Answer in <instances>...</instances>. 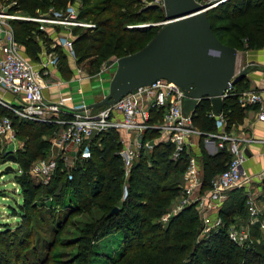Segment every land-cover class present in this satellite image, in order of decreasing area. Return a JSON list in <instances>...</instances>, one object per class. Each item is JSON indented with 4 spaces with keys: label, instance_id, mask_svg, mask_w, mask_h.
<instances>
[{
    "label": "trees",
    "instance_id": "obj_1",
    "mask_svg": "<svg viewBox=\"0 0 264 264\" xmlns=\"http://www.w3.org/2000/svg\"><path fill=\"white\" fill-rule=\"evenodd\" d=\"M8 1H16L12 10L19 9L29 15H39L51 8L64 9L70 3L77 4L79 16L95 24L93 27L74 28L77 62L97 54L104 60L113 53L119 56L133 53L145 46L160 29L127 26L145 19L159 7L157 4L139 6L141 0ZM208 16L214 32L224 43L237 49L245 45L249 48L264 46V0H223L208 10ZM12 24L16 38L24 44L28 56L38 59L41 51L38 37L44 39L45 35L39 32L37 22L13 20ZM57 49L50 47L52 51ZM236 83L224 98L222 114L227 122L226 128L244 114V107L239 101L240 92L234 88ZM211 110V100L206 97L200 100L192 113L194 124L202 132L216 129L218 120L209 115ZM161 117V109H152L151 122L159 121ZM13 119L16 134L23 142L22 148L15 152L14 160L21 169V173L16 175L17 178L19 176L17 183L22 202L15 214L20 216L18 222L14 226L5 224L0 229V264H36L37 260H31L30 255L38 258L40 252L32 245V211L38 206L37 191L44 188L48 197L58 201L61 191L67 187L72 189L73 196L69 198L68 205H64L68 207L65 219L52 223V241L58 239L63 224L70 223L71 216L87 213L84 222L72 223L76 234H79L73 241L78 244V250L72 262L83 264L80 259H84L87 264H94L93 259L102 250H98L93 241L112 232H120L121 251L108 264H264V230L258 224L251 226L253 244L249 247L239 246L228 236L230 225L247 214V194L242 188L243 193L238 188L229 192L219 210L223 224L212 229L207 237L201 234L204 222L195 202L163 220L174 199L182 194L183 174L189 163L186 152L177 160L170 158L173 149L170 141H156L149 152H142L126 177L119 154L122 145L119 133L110 130L95 135L90 141L89 158H78L70 170L60 158L51 182L41 185L32 181L30 166L37 158L50 152L48 136L57 127L41 121ZM156 136L158 131L155 128L143 134L144 139ZM199 145L198 157L204 168L201 191H204L211 186L212 177L226 167L230 153L223 148L213 155L209 154L203 135ZM124 184H128L125 199L122 198ZM57 203L62 204L60 201ZM114 206L120 209L109 215ZM52 241L48 247L52 248Z\"/></svg>",
    "mask_w": 264,
    "mask_h": 264
},
{
    "label": "built area",
    "instance_id": "obj_2",
    "mask_svg": "<svg viewBox=\"0 0 264 264\" xmlns=\"http://www.w3.org/2000/svg\"><path fill=\"white\" fill-rule=\"evenodd\" d=\"M155 1L154 4L165 8L163 0ZM15 3L12 1L5 4L0 0V155L10 158L11 154L23 146L16 134L13 117L46 122L57 127L49 137L51 148L48 157H39L30 166V172L40 174L46 182L50 181L56 171L60 158L64 160L66 169H72L78 158H89L92 137L110 130L120 135L122 145L119 154L126 177L142 152H149L156 141H170L173 145L170 158L177 160L186 152L189 163L183 174L185 182L182 183V194L171 211L163 216V220L195 202L200 219L204 222L203 232H209L223 224L219 210L229 192L243 188L247 194V214L243 219H238L241 221L236 220L230 225L228 236L239 246H251V226L258 224L264 230V217L260 214L257 196L245 190V182L250 180V176L244 167L247 154L239 139L227 129L202 132L193 122V112L185 114L183 111L186 97L183 88L165 78H159L113 103L98 107H92L87 102L75 104L71 92L59 94L55 98L47 97L45 89L49 85H57L59 88L64 82L60 78H55L51 83L46 80L47 75L54 76L51 65L56 61V55L50 47H60L72 59L76 58L74 28L93 27L95 24L81 18L78 5L74 3L64 9L51 8L39 15H29L19 9L12 10ZM13 20L37 22L39 32L45 35L44 39L38 37L41 46L38 59L30 58L24 44L16 38ZM109 63L112 64L113 60ZM77 73L82 77L80 69H77ZM232 88L233 84H230L226 94ZM261 99V94L256 91H243L239 95L242 104H252ZM152 109L162 110L159 121L151 122ZM209 115L218 122L225 119L222 112L216 114L213 109ZM257 118L264 121V108ZM152 128L157 129L158 136L144 139V132ZM196 135H203L205 143L213 142L216 150L226 148L230 153L226 167L212 177L211 186L206 191L200 188L201 163L194 150ZM127 194L128 184H124L122 198L125 199Z\"/></svg>",
    "mask_w": 264,
    "mask_h": 264
},
{
    "label": "water",
    "instance_id": "obj_3",
    "mask_svg": "<svg viewBox=\"0 0 264 264\" xmlns=\"http://www.w3.org/2000/svg\"><path fill=\"white\" fill-rule=\"evenodd\" d=\"M163 1L165 22L141 49L117 58L109 91L90 104L92 107L113 103L141 86L165 78L183 88L185 114L193 112L206 97L216 114L222 112L227 88L247 73V69L237 70V48L219 39L208 16V10L223 0ZM15 158L14 153L10 155L11 160ZM119 209L114 206L109 215Z\"/></svg>",
    "mask_w": 264,
    "mask_h": 264
},
{
    "label": "rangeland",
    "instance_id": "obj_4",
    "mask_svg": "<svg viewBox=\"0 0 264 264\" xmlns=\"http://www.w3.org/2000/svg\"><path fill=\"white\" fill-rule=\"evenodd\" d=\"M3 3H11L12 1L8 0H1ZM202 2H208V1H216V0H200ZM155 0H141L139 3V6H145L149 4H154ZM158 7V5H156ZM163 16V17H162ZM165 8L162 6L158 7L156 11H154L152 14L148 15V17H145V19L141 21L131 22L127 24L128 27H149L154 26L155 29H159L161 24L160 22L165 21ZM239 22H242V20H238ZM142 23H146V25H139ZM245 46L241 47L240 49H244ZM27 52V51H26ZM57 55V52H56ZM59 56L62 57V55L59 53ZM120 57L117 54H110L107 57L101 58L98 54L93 55V57H89L88 59L83 60L82 62H77V58L72 59L73 63L76 62V66L80 67L83 72L85 71L87 79H89L92 83L90 85V88H82L77 83H73V78L77 74H73L71 71L62 70L61 74L64 77V80L67 82V84L71 85L74 93L76 92L77 95L76 98L79 97L80 102H86V101H92V100H101V98L109 91V84L112 75L114 74L116 68H117V58ZM61 59V58H60ZM94 60V61H92ZM113 60V63L110 64ZM61 61V60H60ZM62 62V61H61ZM54 76H47L46 80H54ZM64 81V82H65ZM50 136H48L49 138ZM49 153H47L46 156L48 157ZM8 165L12 166V169L8 168ZM21 173V169L19 164L15 163L14 160H10L8 156H2L0 155V177L3 173V182H0V187L3 186L5 183H7V186H9L11 189H7L8 193H10L9 199L0 197V229L4 228V225L7 224L9 226H14L18 220L20 219V216H17L15 214L16 210L19 206V203L22 202V199H20L21 192L19 189V185L17 183V173ZM29 175L33 182L41 184V185H48L50 182H46L45 178L41 176L40 174H37L35 172H30ZM1 180V178H0ZM184 179L182 183H184ZM4 183V184H3ZM66 188V187H65ZM2 189V188H0ZM209 189V188H208ZM206 189V190H208ZM61 190V189H60ZM205 190V191H206ZM237 190L241 191V188H238ZM244 191V190H243ZM5 189L0 190V195H4ZM238 193V191L236 192ZM243 193V192H242ZM73 196L72 189L70 187H67L65 190L61 191L60 196L58 197V201L62 202V204H58L57 200L55 198L51 199L46 195V192H44V188L39 189L37 191L36 195V202H37V209L32 211L33 214V237H32V245L35 247H38L39 255L38 258H35L34 255H30L31 260H34L36 264H78L77 262H72L74 255L76 254V251L78 250V244H75L74 238L78 236L79 234H76V228L72 224L73 222H84L86 220L87 213H77L70 217V223L63 224L64 227L62 229L61 235L56 239V241H52L53 236V224L58 221H62L65 219V215L67 214L66 211L68 210V207H64V205H68L69 198ZM179 198L174 199L172 206H174L176 203V200ZM20 201V202H18ZM15 207H13V206ZM11 206L14 208L11 209ZM171 211V209H170ZM169 211V212H170ZM18 215H20L18 213ZM242 218L243 217H239ZM238 220V219H237ZM53 223V224H52ZM207 231L201 232V234H205V237L208 236ZM52 241V248L48 247ZM93 244L98 246V250H102L101 256L98 255V259L95 257L93 259L94 264H108L109 260L111 258H116L120 251H121V234L120 232H112L103 238L99 240L93 241ZM32 249V248H31ZM92 257V256H91ZM81 263L87 264L88 261L84 262V259H80ZM96 261V263H95Z\"/></svg>",
    "mask_w": 264,
    "mask_h": 264
},
{
    "label": "crops",
    "instance_id": "obj_5",
    "mask_svg": "<svg viewBox=\"0 0 264 264\" xmlns=\"http://www.w3.org/2000/svg\"><path fill=\"white\" fill-rule=\"evenodd\" d=\"M237 50L238 55L236 68L237 70L247 69V73L244 75L243 78L236 81L237 83L234 88H237L240 94L243 91L259 92L261 94L262 99L252 104L241 103V106L244 107V114L242 118L233 123L229 128H226L227 122L225 119H223L221 122H218L215 130L227 129L234 137L239 139V142L244 147L245 152L247 154V159L245 161L244 167L246 169L247 174L250 176V180L245 182L246 188H244L245 190H249V192H253L257 196L260 214L264 216V121L259 120L257 118L258 113L264 108V46L259 48H249L245 45L244 49L238 48ZM54 53L56 55V61L53 65H51V72L54 74L55 78H60L64 80L61 71L63 69H67L68 71H71L74 75L77 74L73 78V83H77L83 89H86L88 87L90 88L92 82L87 79V76L85 74L86 72H83L80 67L76 66V62H72L73 60L64 49L59 47L56 51H54ZM59 53L62 55V57L58 55ZM77 69H80V71L82 72V77H79ZM53 81H55V79L47 80L48 83H51ZM67 82H63L59 86V88L57 87V85H49V87L45 89V95L49 98H55L59 94L71 92L73 102L75 104L80 103L79 97H75L77 93H74L72 84L69 85L67 84ZM6 95L8 97H11L10 94ZM96 101L98 100L86 102L92 104ZM194 141V150L199 156L200 136H194ZM204 146L209 152V154L213 155L218 151L215 149V145L213 142H204ZM200 169V175L202 178V184L200 185V188H202L204 179V168L202 164L200 166ZM3 177L4 175L2 173L0 177V182L4 181ZM0 188L5 189L4 195H0V197L9 199L8 197H10V193H8L7 189L11 188L7 186V183H5ZM20 199H22V196H20Z\"/></svg>",
    "mask_w": 264,
    "mask_h": 264
}]
</instances>
